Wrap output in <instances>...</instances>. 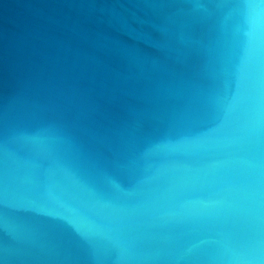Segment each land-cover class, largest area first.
<instances>
[{"label":"water","instance_id":"95a60500","mask_svg":"<svg viewBox=\"0 0 264 264\" xmlns=\"http://www.w3.org/2000/svg\"><path fill=\"white\" fill-rule=\"evenodd\" d=\"M0 264H264V0H0Z\"/></svg>","mask_w":264,"mask_h":264}]
</instances>
